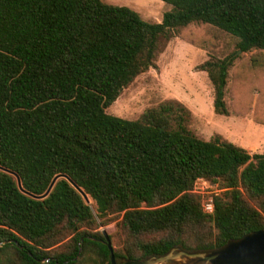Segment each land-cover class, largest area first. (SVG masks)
I'll list each match as a JSON object with an SVG mask.
<instances>
[{
    "label": "trees",
    "instance_id": "obj_1",
    "mask_svg": "<svg viewBox=\"0 0 264 264\" xmlns=\"http://www.w3.org/2000/svg\"><path fill=\"white\" fill-rule=\"evenodd\" d=\"M160 1L172 9L149 23L102 0H0V264H110L90 205L67 180L34 198L59 175L93 201L103 225L117 221L119 263L176 246L211 250L264 229V154L219 134L198 138L177 100L136 120L105 111L156 68L162 41L186 39L193 24L224 34L198 66L215 115H229L239 54L264 56V0ZM197 180L218 190L210 215L192 192Z\"/></svg>",
    "mask_w": 264,
    "mask_h": 264
},
{
    "label": "rangeland",
    "instance_id": "obj_2",
    "mask_svg": "<svg viewBox=\"0 0 264 264\" xmlns=\"http://www.w3.org/2000/svg\"><path fill=\"white\" fill-rule=\"evenodd\" d=\"M102 2L127 7L149 23H160L163 14L172 9L169 4L160 0ZM184 35L186 39L175 36L167 42L162 41L156 68H150L135 77L120 91L113 104L105 110L106 113L136 120L146 109L154 108L165 101H184L191 107L193 105L194 108L191 109L203 116V122L208 119L212 121L211 125L204 128L200 117H195L191 112L189 129L198 138L211 139L214 134H219L223 139L243 147L250 154H264V56L253 58V52L239 54L240 57L234 61L229 71L225 97L230 116H214L210 103L213 98L212 86L205 72L200 71L198 66L208 59L207 51L216 54L220 52L213 44H221L224 34L206 25L193 24L184 30ZM188 40L200 47L193 46ZM211 116L214 117L210 118ZM193 191L200 195L201 199L212 197L218 192L215 185L203 180L196 181ZM88 204L99 225L98 231L111 238L113 247H119L116 237L117 221H108L103 225L91 199Z\"/></svg>",
    "mask_w": 264,
    "mask_h": 264
},
{
    "label": "water",
    "instance_id": "obj_3",
    "mask_svg": "<svg viewBox=\"0 0 264 264\" xmlns=\"http://www.w3.org/2000/svg\"><path fill=\"white\" fill-rule=\"evenodd\" d=\"M0 170H3L0 168ZM4 172H8L3 170ZM11 174L18 188L21 190L20 179L15 173ZM63 178L81 195L83 200L88 203L87 195L69 178L63 175L56 176L45 193L36 199L45 198L55 182ZM104 244L110 254V264H164L173 262V264H264V229L245 234L237 240H229L219 248L211 250L186 251L181 246L171 248L167 253L161 256H151L143 260H125L119 263L113 255V247L109 236L103 233ZM7 242L0 243L1 245Z\"/></svg>",
    "mask_w": 264,
    "mask_h": 264
},
{
    "label": "crops",
    "instance_id": "obj_4",
    "mask_svg": "<svg viewBox=\"0 0 264 264\" xmlns=\"http://www.w3.org/2000/svg\"><path fill=\"white\" fill-rule=\"evenodd\" d=\"M181 101V100H180ZM191 112H192V114L195 116V117H197V118H199L200 117V119L201 118H203V116H201L200 114H199V112L198 111H194L193 109H191L192 107H193V105H192V107L189 105V104H187L186 102H184V101H181ZM210 103L212 104V99H210ZM194 108V107H193ZM209 113V112H208ZM214 116H215V114H213ZM199 116V117H198ZM207 116H210V114H207ZM214 116H211L210 118H213ZM220 116V115H219ZM228 116H230V115H228ZM206 119V118H205ZM204 119V120H205ZM249 120V119H248ZM201 121L203 122V120L201 119ZM204 124H203V127L205 128V127H207L208 125H211L212 124V121H211V119H208V120H206V121H204L203 122ZM205 139V138H204ZM205 140H209V138L208 139H205ZM243 148V147H242Z\"/></svg>",
    "mask_w": 264,
    "mask_h": 264
},
{
    "label": "built area",
    "instance_id": "obj_5",
    "mask_svg": "<svg viewBox=\"0 0 264 264\" xmlns=\"http://www.w3.org/2000/svg\"><path fill=\"white\" fill-rule=\"evenodd\" d=\"M201 207H202V211L205 214H208V215L212 214L213 213V201H212V197H208L206 199H203L202 198Z\"/></svg>",
    "mask_w": 264,
    "mask_h": 264
}]
</instances>
